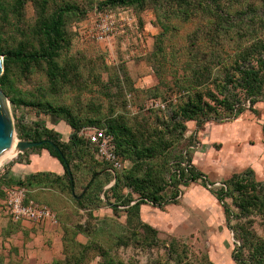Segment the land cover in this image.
Wrapping results in <instances>:
<instances>
[{
	"label": "rangeland",
	"instance_id": "1",
	"mask_svg": "<svg viewBox=\"0 0 264 264\" xmlns=\"http://www.w3.org/2000/svg\"><path fill=\"white\" fill-rule=\"evenodd\" d=\"M34 1L26 0L2 22L5 46L37 45ZM104 1L49 0V12L59 6L80 11L66 13L69 45L58 59L63 70L57 81L50 80L45 62L10 65L6 91L9 101H17H10L15 126L32 131L44 125L67 143L73 129L64 116L47 113L51 104L67 108L84 137L117 120L152 144L154 155L119 157L122 167L114 172L86 152L71 166L74 184L67 175H51L40 180L43 188L32 190L29 177H14L20 174L11 169L42 149L18 153L17 140L31 139L16 129L17 140L0 162V176H11L0 180V264H264V212H242L229 184L245 171L264 182V96L252 105L233 83L230 94L243 107L239 114L219 106L209 120L183 122L186 129L173 116L189 96L215 90L228 73L235 74L248 51L254 63L264 55V0H216L208 6L189 0L196 7L192 14L177 0L117 7ZM15 2L5 0L8 8ZM101 12L124 20L117 34L99 41L90 31ZM191 166L202 175L192 180L187 171L180 180L178 170ZM133 177L138 182L130 186ZM14 187L48 206L57 222L13 221L4 193ZM137 190L165 200H144L136 208Z\"/></svg>",
	"mask_w": 264,
	"mask_h": 264
},
{
	"label": "trees",
	"instance_id": "2",
	"mask_svg": "<svg viewBox=\"0 0 264 264\" xmlns=\"http://www.w3.org/2000/svg\"><path fill=\"white\" fill-rule=\"evenodd\" d=\"M25 1L26 0H16L15 4L11 8H8L5 0H0V28L2 22L8 18L11 12L21 11ZM147 1L149 0H105L102 2V5L111 7L134 5L144 6ZM177 1L187 6L185 12L188 11L189 14H192L196 11V7L191 5V1ZM211 1L217 2L216 0H204L207 6ZM34 3L37 6V19L33 32L38 40L37 45L31 42H21L16 47L5 46L0 36V55L4 56L5 64V72L0 76V87L8 97L9 93L6 91V86L10 65L13 62H18L26 68L45 62L48 76L51 81H57V79L61 77L63 68L60 66L58 59L61 56L62 50L69 45L65 29L66 13L74 10L80 11L78 6H59L52 12H49V0H35ZM252 52L253 51H248L238 60L235 74L228 73L225 78L215 86V90L208 89V92L197 91L193 96H189L187 100L178 107V110L173 116L181 119L179 125H181L182 129H186L183 122L198 121L200 119L209 120L213 113L219 114V106L224 107L230 113H235V115L242 112L243 107L241 106L240 98L237 97V94H230L229 86L233 83H235V87L239 88L244 93L252 105H255L260 97L264 96V55L260 54L259 56H255L254 63L251 58ZM10 101L14 104L17 103V101L12 98ZM18 103L27 106L33 105L31 102H24L22 100H19ZM46 111L49 114L64 116L68 119V124L72 127L73 132L70 134L67 143L62 142L59 134L44 125L39 124L36 125L32 131H26L24 128H21L19 123H16V129H18L19 136L23 139H31L38 142L44 141V144L37 148L46 149L53 157H56L64 166L65 175L69 177L70 185L74 184L73 171L71 170L73 161L77 158H82V154H85L86 152L87 154L90 152L93 156L92 149L85 137L81 134V128L77 125L67 108L54 107L49 104L46 107ZM100 127L105 128L108 133L114 136L116 152L122 160H127L125 157L132 158L133 155L142 156L146 153L148 156L154 155L152 144L146 145L142 141V138L135 136L132 130L125 125L121 126L117 120H109L107 124ZM50 141L53 144L49 143ZM56 148H59L62 154H60ZM99 162H103L109 166L105 170L111 171L110 169H113L114 172L116 171V169L112 168L110 163L106 161ZM187 171H191L192 180H196L202 175L193 166H191V169L180 168L178 170L180 180L185 179ZM129 174L131 175L132 172L130 171ZM70 175L72 176V179L70 178ZM252 175L253 173L251 171L234 174L229 180L232 191V194H230L232 196L234 195L235 204L242 212H247L250 208L259 209L264 212V182H256L251 177ZM43 176L46 175L40 174L30 176L27 185L31 186L33 184L32 182H35L38 178H43ZM8 178L11 179L9 173L0 176V180ZM57 179L62 180L60 177ZM119 182L120 179L118 177L114 188L120 184ZM136 182H138L137 177H133L129 185L133 186ZM94 184L95 182H92L89 191L93 188ZM18 185L24 186L25 184L24 182H19ZM137 191L141 200L134 204L136 208L139 207V203L144 200L151 201L153 204H161V202L165 200L155 192H144V190ZM85 195L87 196V194ZM238 264L254 263L252 261L240 260Z\"/></svg>",
	"mask_w": 264,
	"mask_h": 264
},
{
	"label": "built area",
	"instance_id": "3",
	"mask_svg": "<svg viewBox=\"0 0 264 264\" xmlns=\"http://www.w3.org/2000/svg\"><path fill=\"white\" fill-rule=\"evenodd\" d=\"M111 13H99L97 22L90 36L96 40H105L113 37L119 32V21ZM92 153L99 161H106L112 165V168L122 167V161L117 155L114 136L106 129L94 128L85 135ZM113 171V169H110ZM5 206L11 218L15 222L33 221L55 224L57 222L54 212L46 205L31 199L25 188L14 187L5 190Z\"/></svg>",
	"mask_w": 264,
	"mask_h": 264
},
{
	"label": "water",
	"instance_id": "4",
	"mask_svg": "<svg viewBox=\"0 0 264 264\" xmlns=\"http://www.w3.org/2000/svg\"><path fill=\"white\" fill-rule=\"evenodd\" d=\"M4 72V57L0 55V76H2ZM15 140H17L16 126L10 109V101L6 93L0 87V162ZM16 143L18 153H24L30 148L43 145L44 141L17 140ZM49 143L53 144L51 141ZM56 149L60 154H62L59 148ZM70 178L72 179L71 175Z\"/></svg>",
	"mask_w": 264,
	"mask_h": 264
},
{
	"label": "crops",
	"instance_id": "5",
	"mask_svg": "<svg viewBox=\"0 0 264 264\" xmlns=\"http://www.w3.org/2000/svg\"><path fill=\"white\" fill-rule=\"evenodd\" d=\"M11 170L12 172H18L20 174L19 176L15 175L14 177H22V179L33 175L45 174L46 176H43V178H38L35 182H32V190L43 188L45 186L46 182H40L41 179H47V177L51 175L63 179V176L65 175L64 166L46 149L32 153L28 157V162L24 159L23 163L13 165Z\"/></svg>",
	"mask_w": 264,
	"mask_h": 264
},
{
	"label": "bare ground",
	"instance_id": "6",
	"mask_svg": "<svg viewBox=\"0 0 264 264\" xmlns=\"http://www.w3.org/2000/svg\"><path fill=\"white\" fill-rule=\"evenodd\" d=\"M13 145V144H12ZM12 147V146H11ZM18 149V148H17ZM5 155V154H4ZM4 157V156H3Z\"/></svg>",
	"mask_w": 264,
	"mask_h": 264
}]
</instances>
